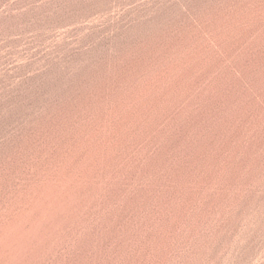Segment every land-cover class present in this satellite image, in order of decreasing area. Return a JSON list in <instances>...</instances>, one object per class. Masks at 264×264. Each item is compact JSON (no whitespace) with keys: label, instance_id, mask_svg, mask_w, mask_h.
I'll list each match as a JSON object with an SVG mask.
<instances>
[{"label":"bare ground","instance_id":"6f19581e","mask_svg":"<svg viewBox=\"0 0 264 264\" xmlns=\"http://www.w3.org/2000/svg\"><path fill=\"white\" fill-rule=\"evenodd\" d=\"M167 3L162 16L145 1L147 21L89 24L56 56L4 59L0 264H40L64 229L89 226L94 201L133 211L149 175L134 167L148 159L186 186L232 128L243 139L247 112L264 111V0Z\"/></svg>","mask_w":264,"mask_h":264},{"label":"rangeland","instance_id":"374dc122","mask_svg":"<svg viewBox=\"0 0 264 264\" xmlns=\"http://www.w3.org/2000/svg\"><path fill=\"white\" fill-rule=\"evenodd\" d=\"M145 1L153 5L151 14L163 16L170 9L168 0L162 5H154L156 0H0V78L5 58L28 60L27 50L56 56L58 45L68 46L89 24L119 23L118 15L134 24L149 20ZM137 15L141 20L132 19ZM58 73L51 71L47 82ZM3 86L0 82L1 92ZM258 104L264 107V99ZM247 114L244 140L237 136L239 128H232L211 151L203 174L186 186L173 185L166 170L148 167L152 159L135 166L149 174L135 180L134 195L141 197L136 208L126 212L120 203L94 201L86 209L89 226L81 229L74 222L64 229L40 264L59 258V264H264V111ZM144 187L146 194H139ZM97 230L98 241L90 244L88 237Z\"/></svg>","mask_w":264,"mask_h":264}]
</instances>
